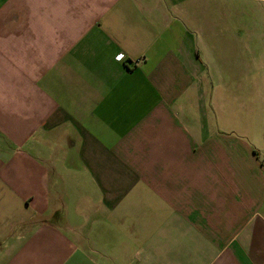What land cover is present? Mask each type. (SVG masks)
<instances>
[{
    "label": "crops",
    "instance_id": "crops-1",
    "mask_svg": "<svg viewBox=\"0 0 264 264\" xmlns=\"http://www.w3.org/2000/svg\"><path fill=\"white\" fill-rule=\"evenodd\" d=\"M263 41L264 0H0V264H264Z\"/></svg>",
    "mask_w": 264,
    "mask_h": 264
},
{
    "label": "rangeland",
    "instance_id": "rangeland-1",
    "mask_svg": "<svg viewBox=\"0 0 264 264\" xmlns=\"http://www.w3.org/2000/svg\"><path fill=\"white\" fill-rule=\"evenodd\" d=\"M262 46H264V41L262 42ZM243 117L245 118V125L246 126H254L252 121V114L251 112H243Z\"/></svg>",
    "mask_w": 264,
    "mask_h": 264
},
{
    "label": "built area",
    "instance_id": "built-area-1",
    "mask_svg": "<svg viewBox=\"0 0 264 264\" xmlns=\"http://www.w3.org/2000/svg\"><path fill=\"white\" fill-rule=\"evenodd\" d=\"M121 56H122V58H121ZM123 59H124V56L122 54H119L116 56V60H118V61H122ZM140 61H141V59H137V60H135L134 64L139 63Z\"/></svg>",
    "mask_w": 264,
    "mask_h": 264
},
{
    "label": "clouds",
    "instance_id": "clouds-1",
    "mask_svg": "<svg viewBox=\"0 0 264 264\" xmlns=\"http://www.w3.org/2000/svg\"><path fill=\"white\" fill-rule=\"evenodd\" d=\"M121 58H122V56H121Z\"/></svg>",
    "mask_w": 264,
    "mask_h": 264
}]
</instances>
